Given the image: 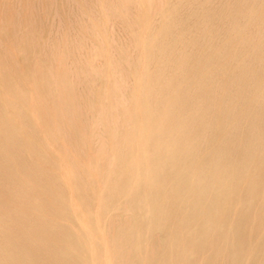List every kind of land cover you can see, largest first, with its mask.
I'll return each instance as SVG.
<instances>
[{"label":"bare ground","instance_id":"6f19581e","mask_svg":"<svg viewBox=\"0 0 264 264\" xmlns=\"http://www.w3.org/2000/svg\"><path fill=\"white\" fill-rule=\"evenodd\" d=\"M34 1L0 0V264H264V0H97L71 68Z\"/></svg>","mask_w":264,"mask_h":264},{"label":"rangeland","instance_id":"374dc122","mask_svg":"<svg viewBox=\"0 0 264 264\" xmlns=\"http://www.w3.org/2000/svg\"><path fill=\"white\" fill-rule=\"evenodd\" d=\"M12 1H14V0H9V2L11 3ZM34 1V0H33ZM36 1H39V0H36ZM36 1H34V3H35V6L36 7H40V9L39 8H36V9H39L40 11H38L39 12V14L40 15H42V17L40 18L41 20H38L39 22H38V25L40 24V22H41V24L43 25L42 26V35H43V37L44 38H46V37H48V38H54L53 40H59L60 38V40H59V42L61 41H63L64 39V37H65V35H66V38L67 39H69V41L71 40V39H73V40H71V41H73L72 43H71V41H70V44H71V46L73 47V50H74V52L73 53H75V55H74V57L76 56H78L79 54L77 53V51H78V49L79 50H81L79 53H80V56H78L76 59H70L71 61H72V64H70V60L68 59V61H67V65H68V67L69 68H71V67H74V66H77V65H80L81 66V61H83L84 60V58H83V55H84V57H86V55L85 54H88V52H90L89 54H91L92 55V53L94 52L93 51V46H92V44H94V42L95 43H97V37H96V34H95V30L94 31H92V29H91V32H90V30L88 29L87 30V28H86V26L85 25H88V23H89V25L87 26L88 28H89V26H91L90 24H91V22L90 21H88V20H90L89 18H93L94 16V18L93 19H100L101 18V6H97L98 4H99V2L97 1V0H92V1H95V2H93L92 4H93V6H92V4H91V2L92 1H90V0H88V2H87V0H85V2H83L84 0H67V1H69V2H67V1H65V0H63V1H61V0H51L50 2H49V5L50 6H52L51 7V9L52 10H50L51 11V14L50 13H48V12H50L49 10H47L48 12H46V10H45V8H44V6L42 5V3L44 2L43 0H40L39 1V5L40 6H37V4H36ZM43 1V2H42ZM75 1H77L78 3H80L79 5L81 6V9L80 8H78L79 6H78V3H76ZM90 1V2H89ZM108 1V2H107ZM106 1V4H109L110 2H112L113 0H107ZM114 1H116V0H114ZM113 1V2H114ZM17 2V5L18 4H21V3H18V1H16ZM54 2V3H53ZM56 2V3H55ZM72 2L74 3V4H72ZM98 2V3H97ZM38 3V2H37ZM41 3V4H40ZM59 3V4H58ZM61 3V4H60ZM68 3L70 4V5H68ZM83 3H85V4H90V5H88L89 7H87V5H85V4H83ZM44 4V3H43ZM95 4H96V6H97V8H99L98 9V12H100V13H98L96 10V7H95ZM84 5L90 10V8H95V9H91L90 11L91 12H93V13H91L87 8H85L84 7ZM100 5V4H99ZM42 6V7H41ZM57 8H59V10L58 9H56V10H58V13H63L62 11H64V13L66 14H68L69 16H67V14H66V16L67 17H64L63 16V14H62V16H61V14H57V12H56V10H55V8L56 7ZM61 6H63V7H61ZM66 6V7H65ZM69 6H74V8H72L71 9V7L69 8ZM91 6V7H90ZM130 6V5H129ZM131 7H133V9L131 8ZM131 7L130 8H126V9H129V10H126L125 9V16L124 15H121L120 13H118V12H114L113 11V13L117 16H114V18L116 17V19H114L113 18V16L111 17L112 19H111V21H110V17H109V21L108 22H106V23H102L103 25H101L102 27H100L99 28V30L100 31H102L103 33H104V31H105V33L108 35L107 37H108V40L110 41V39H111V41H110V43H109V45H108V48H110V47H112L113 49H109V51H110V54H111V56L112 57H116V58H114V60H117V62L120 64V70H121V74L123 73V76H124V80H125V86H130L131 85V83H132V79L130 78V75L128 76V70H129V68H128V66L129 65H127V64H125V63H127V62H125V60L123 59V57L122 56H124V54H126L128 57V59H130L131 61H132V59H134L133 57H135L136 56V49L134 48V41H135V37H131L130 35H133L134 36V34L131 32L132 30H131V28L129 27V23L131 22L132 23V20L134 21V16L133 15H135V17H136V10H137V8H136V6H135V4H134V6H133V4L131 5ZM42 8V9H41ZM63 8H64V10H63ZM61 9V10H60ZM65 9H67V10H65ZM78 9V10H77ZM82 10V11H81ZM92 10H94V11H92ZM100 10V11H99ZM42 11H44V13H46V14H44V13H42ZM52 11H54V12H52ZM67 11H70L69 13L67 12ZM84 11V13H82ZM134 12V13H131V12ZM72 12V13H71ZM96 12H97V15L99 14L100 16L98 17L97 15H96ZM42 13V14H41ZM48 13V14H47ZM56 13V14H55ZM75 13V15H73L72 16V14H74ZM89 13V14H88ZM94 13H95V15H94ZM112 13V12H111ZM110 13V15H112ZM52 14H54L56 17H54V15H52ZM79 14V15H78ZM128 14H129V16H128ZM132 14V15H131ZM49 17V19L46 17ZM60 15V16H59ZM83 15V16H82ZM89 15H92V16H90L89 17ZM94 15V16H93ZM53 18V20H51L52 18ZM86 16H88V18H86ZM131 16V17H130ZM46 17V19H44ZM64 19H62V18ZM75 17H76V19H75ZM78 17V18H77ZM82 17V18H81ZM98 17V18H97ZM125 17H127L126 18V20H125ZM58 18V19H57ZM62 19V20H59V19ZM81 18V19H80ZM83 18H85V21H84V19ZM122 18V19H121ZM55 19V20H54ZM75 19V20H74ZM113 19L115 20V21H113ZM119 19V20H118ZM128 19V20H127ZM132 19V20H131ZM49 20H51V21H49ZM57 20V21H56ZM70 20V21H69ZM71 20H73L72 21V23H71ZM77 20H78V22H79V24H78V22H77ZM86 20H87V23L84 25V23L86 22ZM92 20V19H91ZM125 20V21H124ZM48 21V22H47ZM69 21V22H68ZM76 21V22H75ZM82 21V22H81ZM121 21V22H120ZM130 21V22H129ZM59 22H66V24L65 25H63L64 23H59ZM122 22H124V23H122ZM49 24L48 26L50 27H48L47 25H45V24ZM69 23V24H68ZM74 23H75V25H74ZM114 23H117V24H114ZM119 23V24H118ZM41 24L39 25V26H41ZM53 26H52V25ZM63 26H62V25ZM72 26H71V25ZM111 24H113L112 25V27L110 28V26H111ZM122 24V25H121ZM56 25H57V27H56ZM58 25H61V27L60 26H58ZM82 25V26H81ZM115 25H116V27H115ZM46 26V27H45ZM70 26V27H69ZM84 26V27H83ZM113 26H114V28H113ZM117 26H119L118 28H117ZM123 26V27H122ZM69 27V28H68ZM73 27H75V29L73 28ZM49 28V29H48ZM51 28H53V30L51 29ZM57 28V29H56ZM63 29V30H60L59 31V29ZM70 29L71 31L69 32L67 29ZM80 28V29H79ZM112 28L114 29V30H112ZM117 28V29H116ZM130 28V29H129ZM56 29V30H55ZM103 29H104V31H103ZM106 29V30H105ZM109 29H110V31H109ZM125 29V31H123ZM76 30V31H75ZM81 30V31H80ZM87 30V31H86ZM112 30V31H111ZM122 30V31H121ZM54 31V32H53ZM65 31H67V32H65ZM83 31H84V33H83ZM122 33V35L120 34V32ZM46 34H45V33ZM71 32H73V34L71 33ZM94 32V33H93ZM127 32H129V33H127ZM62 33V34H61ZM76 33H78V34H76ZM86 33V34H85ZM112 33V34H111ZM45 34V35H44ZM47 34H49V35H47ZM64 34V35H63ZM80 34V38H79V35ZM90 34V35H89ZM124 34V35H123ZM128 34H129V36H128ZM50 35H51V37H50ZM62 35H63V37H62ZM69 35H70V37H69ZM73 35H74V37H76V39H74L73 38ZM110 35H112V37H114L115 38V42L117 43H113L114 42V39L110 36ZM114 35V36H113ZM117 35V36H116ZM58 37V39H56V37ZM60 36V37H59ZM89 36V38H87ZM119 36V37H118ZM123 36V37H122ZM125 36V37H124ZM128 36V37H127ZM78 37V38H77ZM83 37V38H82ZM86 37V38H85ZM129 37H130V40H128L129 39ZM48 38H46V40L48 39ZM82 38V39H81ZM119 38V40H117ZM126 39V40H124V39ZM77 39H79V40H77ZM85 39V40H84ZM49 40H51V42H52V39H48V43L50 42ZM74 40H75V42H74ZM89 40H92L93 41V43L91 42V41H89ZM95 40V41H94ZM97 40V41H96ZM113 40V41H112ZM133 42H132V41ZM78 41V42H77ZM85 41V42H84ZM118 41V42H117ZM121 42V45H120V42ZM129 41H131V44L133 45V47L132 46H130V42ZM86 42L89 44H86ZM90 42H91V44H90ZM76 43H77V46H78V49H76L77 48V46H74V45H76ZM78 43H81V46H79L78 45ZM72 44H74V45H72ZM85 46V44H86V49H88V50H86L85 51V54L83 53L84 52V50H85V47H83V45ZM118 44H119V47H116V46H118ZM123 44V45H122ZM90 45H91V47H90ZM114 45H116V46H114ZM91 48V49H89V47ZM120 46L122 47V48H120ZM114 48H117L118 50H116L115 49V51H114ZM124 48V49H123ZM50 49H51V47H49V52H50ZM121 49H123V52H125L124 54H122L121 53ZM134 49V50H133ZM77 50V51H76ZM93 52H92V51ZM126 50V51H125ZM129 50V51H128ZM132 50V51H131ZM88 51V52H87ZM114 51V52H113ZM117 51V52H116ZM87 52V53H86ZM114 53V54H113ZM81 54H83L82 56H81ZM95 54V55H94ZM115 54H117V56L115 55ZM118 54H119V56H118ZM122 54V55H121ZM132 54V55H131ZM99 55V56H98ZM134 55V56H133ZM97 56V57H96ZM102 56V57H101ZM92 57V59H93V63L96 65V66H100L101 65V62L104 64V62H105V60H103L104 59V56L102 55V54H99V53H93V55L91 56ZM78 58H80L81 59V61H79L78 60V62L76 63L75 61H77V59ZM100 59V60H95V59ZM120 58H122V59H120ZM132 58V59H131ZM121 60V61H120ZM123 60H124V62H123ZM81 62V63H80ZM51 63H52V61H51ZM102 64V65H103ZM71 65V66H70ZM101 65V66H102ZM125 65V66H124ZM100 66V67H101ZM125 68V71H123L124 69L123 68ZM126 68H127V70H126ZM73 69V68H72ZM74 70V69H73ZM124 72L126 73V74H124ZM128 76V78L129 79H127L126 77ZM127 80H126V79ZM130 80V81H129ZM82 85L83 84H81V83H79V85H78V87H80L81 89H79L80 91L83 89L82 88Z\"/></svg>","mask_w":264,"mask_h":264}]
</instances>
